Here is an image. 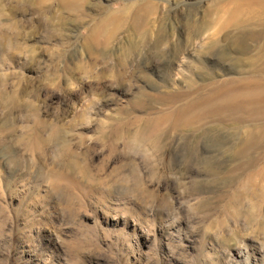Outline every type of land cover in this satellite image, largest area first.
Returning <instances> with one entry per match:
<instances>
[{
  "label": "rangeland",
  "instance_id": "1",
  "mask_svg": "<svg viewBox=\"0 0 264 264\" xmlns=\"http://www.w3.org/2000/svg\"><path fill=\"white\" fill-rule=\"evenodd\" d=\"M152 1L174 39L230 2ZM87 10L73 27L62 0H0V264H264V134L238 157L222 148L258 122L166 117L208 82L189 64L255 72L201 57L215 22L170 66V53H129L126 29L90 53L103 11ZM165 91L182 95L150 97Z\"/></svg>",
  "mask_w": 264,
  "mask_h": 264
},
{
  "label": "bare ground",
  "instance_id": "2",
  "mask_svg": "<svg viewBox=\"0 0 264 264\" xmlns=\"http://www.w3.org/2000/svg\"><path fill=\"white\" fill-rule=\"evenodd\" d=\"M229 1L217 3L214 10L219 16L216 21L211 20L208 13L204 18L186 24V38L174 39L170 28L155 18L158 6L152 0L130 1L118 8L94 0H62L63 5L72 13L73 27L87 19L88 7L103 11L101 17L91 21L92 27L84 36V48L90 53H109L117 35L126 29L137 39L131 42L129 49L126 48L129 53H139L145 47H149L153 55L158 57L170 53L165 61L169 66L178 60L197 36L202 35L215 22V31L202 43L198 51L201 57L216 53V67L222 69V63L229 62L235 70L245 71L250 68L255 73L215 78L216 72L206 59L202 58L198 65L189 64L192 70L197 71L196 74L203 75L208 82L204 89L203 86L195 88L194 83H191L189 86L192 91L188 100L175 107L166 117L187 126L214 120L241 125L251 120L257 121L240 140L222 142V148L232 151L238 157L253 148L264 134V0ZM119 63L126 65L123 59ZM181 95L173 91L153 96L146 92L141 93V97L150 96L169 103L170 99Z\"/></svg>",
  "mask_w": 264,
  "mask_h": 264
}]
</instances>
